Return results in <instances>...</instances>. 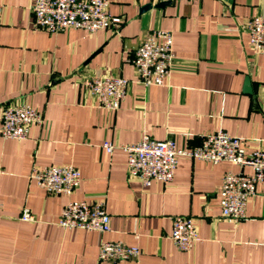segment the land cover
Segmentation results:
<instances>
[{
	"label": "crops",
	"instance_id": "crops-1",
	"mask_svg": "<svg viewBox=\"0 0 264 264\" xmlns=\"http://www.w3.org/2000/svg\"><path fill=\"white\" fill-rule=\"evenodd\" d=\"M31 1L0 0V117L4 107L25 103L44 118L24 139L0 135V264H264V182L244 219H224L219 205L224 173L250 167L181 155L170 182L143 186L127 175L121 148L148 135L191 149L220 129L249 151L264 147V56L250 48L244 28L249 17L264 15V0H108L109 13L122 19L118 31L94 33L34 29ZM155 29L172 34V71L164 85L144 86L131 58ZM106 75L129 81L115 110L83 85ZM104 141L115 145L111 154ZM62 164L80 173L69 196L49 194L31 177L35 168ZM71 200L103 201L110 230L57 225ZM23 208L33 220L20 219ZM176 215L191 217L200 236L189 251L170 238ZM102 240L141 253L99 261Z\"/></svg>",
	"mask_w": 264,
	"mask_h": 264
},
{
	"label": "built area",
	"instance_id": "built-area-1",
	"mask_svg": "<svg viewBox=\"0 0 264 264\" xmlns=\"http://www.w3.org/2000/svg\"><path fill=\"white\" fill-rule=\"evenodd\" d=\"M108 0H32V27L49 33L71 28L94 33L101 29L118 31L122 19L108 11ZM249 45L254 53L264 56V15L249 17L245 23ZM174 54L172 34L163 29L147 33L136 46L131 58L136 81L144 86L164 85L171 75ZM129 81L120 75L87 77L86 90L108 110H115L123 101ZM41 112L25 103L4 107L0 117V135L3 138L24 139L32 124L42 125ZM102 148L111 154L115 145L104 141ZM127 153L126 171L138 178L143 186L152 181L170 182L174 177L178 157L187 155L211 163L228 162L239 167H250L251 172L227 170L220 185V209L224 219L240 221L246 217L248 199L253 196L258 182H264V147L249 151L242 138L218 130L203 137L200 145L191 149H178L172 139L155 140L148 135L132 144L122 145ZM31 177L49 194L71 195L80 183V173L71 164L48 165L35 168ZM20 219L33 220L28 208H23ZM57 225L62 228H82L101 233L110 230V215L103 201H69L62 208ZM170 238L181 251H189L200 240L193 219L189 216L172 217ZM141 250L135 245L119 241L102 240L98 247L99 261L133 259Z\"/></svg>",
	"mask_w": 264,
	"mask_h": 264
},
{
	"label": "water",
	"instance_id": "water-1",
	"mask_svg": "<svg viewBox=\"0 0 264 264\" xmlns=\"http://www.w3.org/2000/svg\"><path fill=\"white\" fill-rule=\"evenodd\" d=\"M163 3H161L160 5H162ZM150 7V4H147V5H144L142 7V10H145L147 8ZM244 91L245 92H248V93H251L252 92V88H251V82H250V78L249 77H246L245 78V82H244Z\"/></svg>",
	"mask_w": 264,
	"mask_h": 264
}]
</instances>
